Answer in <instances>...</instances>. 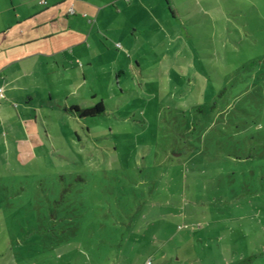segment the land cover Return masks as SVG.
Returning <instances> with one entry per match:
<instances>
[{
    "label": "rangeland",
    "instance_id": "1",
    "mask_svg": "<svg viewBox=\"0 0 264 264\" xmlns=\"http://www.w3.org/2000/svg\"><path fill=\"white\" fill-rule=\"evenodd\" d=\"M154 1L97 62V96L68 101L104 114L44 93L12 122L24 143L0 128L17 264H264V0Z\"/></svg>",
    "mask_w": 264,
    "mask_h": 264
},
{
    "label": "crops",
    "instance_id": "2",
    "mask_svg": "<svg viewBox=\"0 0 264 264\" xmlns=\"http://www.w3.org/2000/svg\"><path fill=\"white\" fill-rule=\"evenodd\" d=\"M153 1L0 0V128L20 130L18 140L24 143L27 122L20 119L26 117L34 96L48 93L50 100L68 108L78 106L68 101L77 100L79 93L96 97L97 62L109 58L120 41L136 37L139 25L127 21L136 17L141 3L151 20ZM166 2L168 8L172 1ZM17 103H22L21 113L12 108ZM15 116L20 118L18 129L12 130ZM15 259L0 250V264H17Z\"/></svg>",
    "mask_w": 264,
    "mask_h": 264
},
{
    "label": "trees",
    "instance_id": "3",
    "mask_svg": "<svg viewBox=\"0 0 264 264\" xmlns=\"http://www.w3.org/2000/svg\"><path fill=\"white\" fill-rule=\"evenodd\" d=\"M170 12L174 15L171 7H168ZM64 111L68 114H71L73 117L78 118H86V117H96L98 115L104 114L106 111V107L104 103L101 101L97 103L93 108L89 109H80L79 106H71L69 108L65 107Z\"/></svg>",
    "mask_w": 264,
    "mask_h": 264
},
{
    "label": "built area",
    "instance_id": "4",
    "mask_svg": "<svg viewBox=\"0 0 264 264\" xmlns=\"http://www.w3.org/2000/svg\"><path fill=\"white\" fill-rule=\"evenodd\" d=\"M118 46H119V45H118ZM2 96H3V90L0 89V97H2ZM146 264H152V259L149 258V259L147 260Z\"/></svg>",
    "mask_w": 264,
    "mask_h": 264
}]
</instances>
